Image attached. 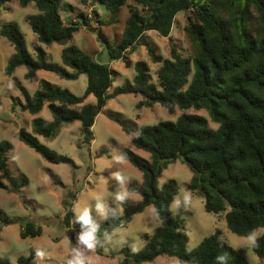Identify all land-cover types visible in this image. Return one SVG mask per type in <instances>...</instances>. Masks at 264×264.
I'll return each mask as SVG.
<instances>
[{
  "label": "trees",
  "instance_id": "obj_1",
  "mask_svg": "<svg viewBox=\"0 0 264 264\" xmlns=\"http://www.w3.org/2000/svg\"><path fill=\"white\" fill-rule=\"evenodd\" d=\"M11 1L0 0V12ZM17 1L22 6L33 2L37 8V13L27 16L37 38L33 44L35 56L27 50L25 36L18 25L3 23L0 35L14 46L6 73L11 74L16 67L24 65L26 79L35 78L39 70L53 72L64 79H76L82 73L87 77L82 95L42 79L39 89L32 94L20 86L23 102L18 97L14 99L22 110L32 114L40 112L44 105L50 110V121L40 116L32 119L33 133L24 128L18 131L19 139L49 162L72 163V160L57 156L40 143L36 135L53 137L63 123L78 120L81 143L89 146L96 116L110 98L122 93L141 95L143 99L138 107L160 103L169 112L175 107L204 109L217 123L213 128L205 116L182 112L175 121L143 125L135 132L125 120L109 112L108 115L131 135V143L150 154V159H145L129 148L121 151L124 160L142 173V183L130 184L128 189L146 194L153 191L154 196L148 202H153L160 220L151 234L143 235L142 249L136 252L128 247L122 249L119 264H141L159 255L177 257L180 264H250L244 250L221 239L218 229L188 250L183 219L170 214L177 187L173 181L158 187L157 179L169 163L179 159L193 172L187 188L203 196L206 211L224 213L226 225L232 232L246 236L264 227V0H130L133 4H128L129 16L118 44L110 43L100 28L91 26L83 14L78 16L81 22L78 19L65 21L60 14L63 0ZM97 1L114 22L128 0ZM181 11L189 12L185 29L192 43L191 55L184 57L172 45L169 58H162L146 32L154 30L168 36L175 15ZM80 24L97 35L110 60L121 59L126 66L131 65L126 51L133 52L136 45L145 46L151 61L159 63L156 80H152L148 62L137 60L133 64L132 81L112 89L115 71L109 63L95 60L74 44L65 45ZM53 42L64 44L61 63L51 61L41 44ZM90 94L95 101L84 103ZM11 149L9 141L0 142V171L10 189L19 191L28 179L23 176L18 181L11 176L7 168V152ZM0 187L6 186L0 181ZM74 199V192L69 191L61 200L65 208L63 223L67 227L76 225L77 230H81L80 224L72 221ZM121 220L118 216L116 221L106 225V233L112 224H122ZM6 221L0 208V225ZM40 233V227L27 222L20 236ZM252 249L259 258H264V233L257 236V244ZM34 255L35 251L28 256L21 255L17 262L29 264ZM0 264L11 263L0 257Z\"/></svg>",
  "mask_w": 264,
  "mask_h": 264
},
{
  "label": "rangeland",
  "instance_id": "obj_2",
  "mask_svg": "<svg viewBox=\"0 0 264 264\" xmlns=\"http://www.w3.org/2000/svg\"><path fill=\"white\" fill-rule=\"evenodd\" d=\"M128 4L133 3L128 0L121 6L114 22L110 21V13L97 0L85 2L63 0L60 14L65 21L74 22L76 19L81 22L82 18L78 16L83 14L82 17L88 20L91 26L100 28L110 43L118 44L129 16ZM35 13L37 8L33 2L22 6L17 0L5 4L0 12V27L5 22L16 23L25 36L27 50L33 56H35L33 44L37 42V38L27 21V16ZM188 20L189 12L181 11L175 15L168 36H162L154 30L146 32L158 55L169 58L172 45L177 47L184 57L191 55L192 43L185 29ZM80 25L65 45L74 44L95 60L109 63L115 71L112 89L132 81L135 73L133 64L137 60L148 62L152 80H156L159 63L151 61L145 46L136 45L133 52L126 51V56L131 61V65L126 66L121 59L110 60L105 46L97 35L85 25ZM41 44L51 61L61 63V50L64 44L55 42ZM13 52L14 46L0 35V142L6 140L12 144V149L7 152V168L11 176L18 181L26 176L28 181L19 191H12L0 171V181L6 186L0 187V208L7 219L0 225V257L9 259L11 264H18L19 256H28L31 251H35L34 258L29 264H67L70 247H82L77 244L81 230H77L76 225L67 227L63 223L65 208L61 200L67 192L72 191L75 194L72 221L77 222V214L85 208H90L93 219L100 225L98 236L101 244L95 251L86 253L91 264H119L123 258L122 249L128 247L133 252L142 249L143 235L151 234L160 224V220L153 202H147L130 218H124L125 209L138 204L144 198L139 191L128 189L130 184L142 183V173L126 160L118 163L115 157L121 156L124 148L131 149L145 159H150V154L136 148L131 143V135L113 118L119 116L130 124L135 132L143 125H155L163 120L175 121L182 112L205 116L209 126L213 128L217 127V123L211 120L204 109L183 110L175 107L173 112H169L160 103L138 107L137 104L143 99L141 95L122 93L110 98L104 109L96 116L92 126L93 140L89 146L81 143V122L78 120L63 123L53 137L36 135L39 142L50 148L57 156H65L72 160V163L49 162L39 152L21 141L18 131L24 128L33 133L32 119L40 116L50 121L52 119L50 110L44 105L40 112L32 114L22 110L19 104L14 103V99L18 97L23 102L24 96L20 86L32 94L39 89V82L42 79L66 87L76 95H82L87 77L82 73L76 79H64L53 72L39 70L35 78L26 79L24 65L16 67L13 73L8 74L6 65ZM94 101L95 97L90 94L84 103ZM109 112L114 117L109 116ZM117 174L125 178L123 184L116 180ZM192 178L193 172L190 168L177 159L169 163L157 179L158 187L169 181H173L177 187V193L170 204V214L174 218L183 219L188 235L187 249H194L204 237L218 229L221 239L234 248L244 250L250 264H264V258H259L252 249L248 240L250 234L241 236L232 232L226 225L224 213L216 214L205 210L203 196L187 188ZM118 195H124L125 199L118 200ZM185 197H189L186 205L183 203ZM98 200L105 206L106 218L101 217L96 211L95 205ZM178 200L181 201V206L179 211L174 213L173 208ZM118 216L122 217V224H112L107 234L104 222L108 218ZM27 222L40 227L41 233L22 238L20 231ZM254 232L258 236L264 233V227L257 228ZM105 234L108 238H105ZM38 251L43 255H37ZM141 264L180 263L177 257L159 255L154 260Z\"/></svg>",
  "mask_w": 264,
  "mask_h": 264
},
{
  "label": "clouds",
  "instance_id": "obj_3",
  "mask_svg": "<svg viewBox=\"0 0 264 264\" xmlns=\"http://www.w3.org/2000/svg\"><path fill=\"white\" fill-rule=\"evenodd\" d=\"M115 160L118 163L123 162V156H116ZM116 180L119 181L121 184L124 183V177L117 174ZM117 199L123 201L125 199L124 195H118ZM189 197L184 198V204L188 203ZM181 206V201H176L175 207L173 208V212H178ZM96 211L101 215V217L106 218L107 212L105 210V206L103 203L98 202L95 205ZM155 211V210H154ZM77 222L81 226V231L77 237V244L82 247H70L69 251V258L67 259V264H91L90 258L88 256L89 252H93L96 248L101 244V240L98 236L99 232V223L93 219L90 208H85L82 212L77 214L76 217ZM105 238L107 234H105ZM248 240L250 244L255 247L257 244V234L254 232L249 235ZM37 255H43L42 252H37ZM219 259L223 260V257Z\"/></svg>",
  "mask_w": 264,
  "mask_h": 264
},
{
  "label": "water",
  "instance_id": "obj_4",
  "mask_svg": "<svg viewBox=\"0 0 264 264\" xmlns=\"http://www.w3.org/2000/svg\"><path fill=\"white\" fill-rule=\"evenodd\" d=\"M141 194L144 197L141 202H139L136 205L127 207L125 209V211H124V218L125 219L130 218L133 214L140 211L143 208V206L149 201V199L154 196L153 191H151L149 194H146V193H141ZM116 219H117V217L108 218L105 222V225H109V224L113 223L114 221H116Z\"/></svg>",
  "mask_w": 264,
  "mask_h": 264
},
{
  "label": "crops",
  "instance_id": "obj_5",
  "mask_svg": "<svg viewBox=\"0 0 264 264\" xmlns=\"http://www.w3.org/2000/svg\"><path fill=\"white\" fill-rule=\"evenodd\" d=\"M38 72V71H37Z\"/></svg>",
  "mask_w": 264,
  "mask_h": 264
}]
</instances>
